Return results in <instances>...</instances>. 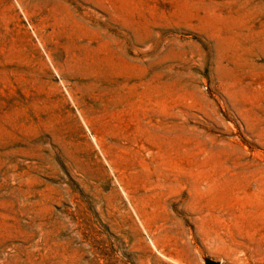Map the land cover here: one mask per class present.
<instances>
[{
	"label": "rangeland",
	"instance_id": "rangeland-1",
	"mask_svg": "<svg viewBox=\"0 0 264 264\" xmlns=\"http://www.w3.org/2000/svg\"><path fill=\"white\" fill-rule=\"evenodd\" d=\"M264 264V0H0V264Z\"/></svg>",
	"mask_w": 264,
	"mask_h": 264
},
{
	"label": "water",
	"instance_id": "water-1",
	"mask_svg": "<svg viewBox=\"0 0 264 264\" xmlns=\"http://www.w3.org/2000/svg\"><path fill=\"white\" fill-rule=\"evenodd\" d=\"M209 264H217L216 262H210Z\"/></svg>",
	"mask_w": 264,
	"mask_h": 264
}]
</instances>
